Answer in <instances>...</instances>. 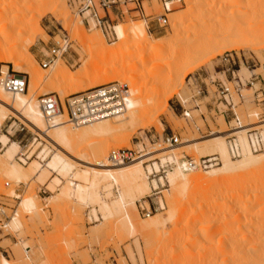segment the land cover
I'll use <instances>...</instances> for the list:
<instances>
[{
    "label": "rangeland",
    "instance_id": "374dc122",
    "mask_svg": "<svg viewBox=\"0 0 264 264\" xmlns=\"http://www.w3.org/2000/svg\"><path fill=\"white\" fill-rule=\"evenodd\" d=\"M134 1H137L143 11H148L150 15L142 16L129 11V9L134 8ZM165 1L120 0L115 6L120 5L117 10L122 11L123 16L117 18L111 15L114 32L116 31L115 26L118 24L130 26L143 21L141 24L145 25L146 32L142 38L145 45L143 49L141 47V52L139 54L132 51L126 52L127 55L123 59L125 61L121 65L117 64V67L115 64V71L110 74V77H118L113 81L126 82L130 89V95L131 91L134 93L133 95L138 94L135 93L137 92L134 90L135 86L132 87L138 81L142 85L139 96V113L150 107L151 112H148L152 114L148 113L146 116L152 117L150 119L143 116L142 120L140 119L133 128H129L125 132L124 137L117 134L108 141L100 142L109 163L112 162L108 159V154L113 149H131L137 152L138 157L149 151L154 152L158 149L171 147L162 142V137L170 134V132L178 134L182 143L207 137L214 131L227 130L228 127L223 117L215 114L212 110L211 97L215 88L210 84V78L225 82V77L220 72L222 68H225L221 58L225 53H233L235 58L238 57L239 64L237 63V66L241 68L239 76L242 79L247 80L251 70H254L255 74H260L264 79V36L261 34L264 30V0H234L231 2H227V0H174L169 10L164 7ZM191 5L197 6L192 11L193 13L188 12ZM205 8H208V11ZM253 8L256 9L257 13L252 10ZM55 9L56 14H51ZM248 12L252 13L248 14ZM160 15L166 16L167 25L160 26L156 22V17ZM176 18L177 20H175ZM178 18H181V23ZM171 20L178 21L181 26L172 29ZM256 20L255 26L246 29L245 25L248 26L252 21L255 23ZM38 26L43 30V33ZM243 27L246 30H243ZM239 29L241 30L239 31ZM242 31H245L246 34ZM234 32L236 34L242 33L248 38L240 40L243 45L241 48L238 47L241 46L239 42L237 44L231 40L235 36ZM71 34L80 37V40L97 38L100 35L104 40L105 48L108 50H114L121 42L117 39V32L114 39L108 40L100 29L92 26L88 29L81 23V18L76 15L74 9L67 5V0H0V52L5 48V45L9 46L12 42L19 44L13 50L15 52L31 45L28 50V57L21 60L25 66L24 70L19 73H26L29 79L45 82V90L36 95V102L37 98L43 94H56L60 100H63L66 96L76 92L75 90L81 92L90 89L88 82L91 79L88 82L77 84V86L69 84V86L66 85L68 87H61L59 82L56 84L57 81L51 78V74L48 73L49 68L43 70L39 65L48 54L49 49L56 46V43L61 44L63 40L68 41ZM253 36H256L257 39H254ZM72 38L68 41L67 52L58 57L70 73L77 75L81 73L80 67H82L85 59V63H87L90 56H88L89 50L85 49L78 39L73 36ZM135 41L133 36L129 37L127 43L131 49ZM249 44L254 49L251 47L249 49ZM155 45L160 48L155 47ZM128 53L130 54L128 55ZM132 53L134 54L132 55ZM134 59L137 61L139 75L137 80L123 79V72L126 71L127 73L132 70V68L127 70L128 61ZM111 65V62L98 61L91 68H88L89 70L87 69L84 75L93 78L97 71L112 69ZM0 66L12 68V65L3 61H0ZM174 72L177 73L178 80L183 79L182 89L179 88V93L186 100L185 104H182L176 96L168 99L167 103L165 102L174 90V87L168 88L169 76ZM195 75H199L200 80L208 85L209 97L203 98L201 95L197 102H192L191 97L196 92L194 84L188 80ZM57 88L61 92H57ZM50 90L52 91L50 92ZM30 92L31 90L28 89V93ZM157 100H162L161 104H157L158 106L155 104ZM183 109L190 113L191 119L186 120L183 117ZM257 111V107L249 100L236 109L243 123L256 122L254 113ZM153 117H156L157 120L155 125L151 124ZM61 120L65 121L69 127L73 126L68 122L66 116ZM112 121L114 120L112 119ZM3 136L20 146V153L15 160L22 166L24 173L30 172V164L33 161H37L41 165L40 174L19 182H15L13 178L7 176L5 170L0 167V204L7 206V208L4 207V211L10 217L9 222L17 213V219L20 221L19 228L11 227V229L7 226L6 229L0 231V257H5L12 264H217L222 256L218 258L211 254L214 253L213 247L219 244L222 235H227V238L237 236L236 238L240 239V235H246L245 233H247L245 238L248 235V237L251 236L250 238L247 237L248 242L251 238L253 241L251 240L248 245L245 244L247 239H243L244 236L242 235L243 243L241 244L239 241V244L247 245V248L250 245L254 246V249H258V251L253 249L252 253L262 255V259L264 258V210L260 211L259 209L264 204V198L260 201L263 202L260 206H257L260 202L253 205L255 208L250 209L252 213L250 210L249 212L245 210L247 214L242 208L239 210L230 207L236 201L240 203L241 199V202L245 200L244 196L241 197L237 194L234 196L232 193L234 189L230 187L232 184L209 187L207 193L205 190L202 192L201 188V190L188 188L185 195H176L164 179L166 173L173 166L161 174V167L165 164L162 165L160 159L152 154L143 164L151 190L135 202L134 208L127 209L135 226V234L130 235L122 222L121 213L113 211L111 215L104 217L98 205H86L75 199L68 200L62 197V191L70 185L71 181L66 178L67 176L64 177L47 168V162L53 159L56 152L52 148V143L44 135L34 134L26 124L12 115H8L0 126V153L4 150L1 143ZM49 152L51 154L45 159ZM176 153L180 159L183 156L194 159L200 157L193 151L184 148L177 150ZM261 153L264 151L254 154ZM20 159L25 162L19 161ZM231 160L237 161V159L232 158ZM129 163L131 162L125 164ZM154 163L158 164L159 171L157 173L153 171L152 174L147 173L146 168L153 166ZM217 167L214 166L205 171L214 170ZM198 171L200 172V170ZM160 178H163L164 182L160 181ZM153 182L157 184L156 189L151 188ZM5 183H9V186L5 187ZM20 183L23 184L21 188L18 186ZM74 183L81 184L82 182L75 180ZM218 186L220 187L218 188ZM16 191L21 193L19 200H13ZM101 195L109 203L111 199L116 197L117 189L113 187L110 196L103 191ZM27 198H34L37 204L32 211L23 208L22 201ZM235 209L236 211H234ZM231 210L234 213L239 212L238 214L241 216L245 212L243 218L252 214V219L249 220L246 217L248 220L246 221L241 216L240 219L236 213L237 218L234 216L235 223L232 221ZM147 212H151V214L146 215ZM168 216L170 220H167L163 229H157L155 225L151 224L153 217L165 219ZM220 219L224 223L221 231L214 234H212L213 232L210 233L209 238L205 234L204 236L203 232L206 231L207 222L220 221ZM237 219L241 221H237ZM236 227L239 228L240 232ZM231 231L232 233H230ZM249 232L251 233L249 234ZM233 233L240 235L235 236ZM227 241H225L226 244ZM248 242L246 241V243ZM261 263L264 264V261Z\"/></svg>",
    "mask_w": 264,
    "mask_h": 264
},
{
    "label": "bare ground",
    "instance_id": "6f19581e",
    "mask_svg": "<svg viewBox=\"0 0 264 264\" xmlns=\"http://www.w3.org/2000/svg\"><path fill=\"white\" fill-rule=\"evenodd\" d=\"M228 1L231 2L234 0H227V2ZM173 3H174V0H166L164 7L167 10H169ZM195 7L197 6L195 5L189 6L190 10L188 12L194 11ZM205 9L208 11V8H205ZM252 10L254 12L256 11V9L254 10V8ZM242 11L241 13H243ZM245 11H244V14L246 13ZM250 13L248 12V14ZM51 14L53 15L56 14V9L53 10ZM149 15L150 13L148 11H145V12L143 11L142 16H149ZM179 19L181 23L182 22L181 18H178V21ZM175 20H177V18ZM175 20L174 21L171 20L172 29H177L179 26H181V24ZM142 22L143 21H140L130 26L118 24L116 26V32L118 35L117 39L121 42L119 43L118 47L115 46L116 48H114V50L113 49L108 50L105 48L104 40L102 39L100 35L97 38H92V39L83 38L80 40V37L78 36L75 37L74 36L75 34L74 35L71 34L70 38H72L73 36L75 39H78L79 42L82 43V46L85 49L89 50L88 56H90V59L88 60L87 63H85L86 62V59H85V62H84L85 64L83 63L82 67H80L82 69L81 73L74 75L70 73L67 67L60 62V59H59L60 53H59V57L49 67L48 73H50L52 77L49 76L50 74L48 75V77H51L53 80H56L57 81L56 84L59 82L60 84L59 83L58 84L61 87H65L66 85L69 86V84H73L77 86V84L88 82L89 79H91V81L88 82L89 84L88 88H94V87L103 85L105 83L111 82L113 80H116L118 77L117 78H112V76L110 77V74L115 71L114 70L115 64H116L115 67H117V64L121 65L125 61V60L123 61V59L127 55L126 52L128 51H132L135 54L137 53L139 54V52H141L140 51L141 47L143 49V46L145 45V43L143 44L144 40L142 38L145 35L146 29H145V25L141 24ZM246 22H249V21H246ZM252 22L249 23L248 26L245 25L246 29L251 28L254 24L256 25L257 20L255 21V23H252ZM68 27L69 26L67 25V29ZM39 29L43 33V30L40 27ZM246 29L244 28L243 30H246ZM240 30L241 29H239V31ZM242 32L246 34L245 31H242ZM237 34L235 33V36L231 40L232 42L234 41L237 44L239 42V45L241 46H238V47L241 48L243 45L240 43V40L241 41L242 39L246 40L247 37L244 36V34L242 33H239L238 35ZM261 34L262 36H264V30H262ZM130 36H133V38L136 39L134 45H132L133 47L132 49L127 43ZM251 39L253 40V38ZM254 39H257V37L255 36ZM129 44L131 45V43ZM18 45L19 44L12 42L9 46L5 45V48L2 49V51L0 52V61L7 62L8 64L12 65V70L15 72H21L22 70H24L25 66L21 60L28 57V50L31 46V45L28 47L26 46L25 48H23L21 51H18V52L13 51L14 48L18 47ZM249 45H248V48L249 47L253 48L251 44ZM155 47L160 48L158 47V45H155ZM134 53H132V55ZM129 54L130 53H128V55ZM98 61L111 62L112 63L111 67L113 68L107 69L104 71H97L93 75V78L92 76L91 78H89V76L87 75L85 76L84 73L87 72V69L91 68L93 64H95ZM127 65H128L127 70L129 68H132V70L127 73L125 71L126 74L123 72L122 74L123 79L128 78V80L130 79V80L136 81L137 77L139 76L138 70H137V61H135V59L130 60V62L128 61ZM6 69L7 67H4V70ZM169 77L170 78H169L168 88L174 87V90L169 95L170 96L169 98H166V100L164 99L165 102L167 103L168 99L176 96L182 102V104H185L186 100L182 97L183 95L181 96V94L179 93L180 91L179 88L182 89L181 87L183 85V79L178 80L177 73L175 72L170 74ZM29 81L30 82L28 85L29 87L28 89L29 91L31 90L30 93H28V90H27V92L20 93V94H10L0 87V126L6 120L8 115H12L14 118L23 122V124H26L31 129V131L34 132V134L44 135L52 143V148L56 152V154L53 156V159L47 162L46 164L47 168L49 170L58 172L60 175L64 177L67 176L66 178H69L71 181L70 185L67 186L62 191L61 193L62 197L68 200L75 199L78 202L84 203L86 205H89V204L98 205L102 213V216L104 217L111 215L113 211L117 213L118 212L121 213L122 222L126 226V229L130 235L135 234V226L130 219L127 209L134 208L135 202L138 199H141L143 195L148 194L149 191L151 190L150 183L148 182L147 174L145 173L143 164L147 160V158L151 156L152 154L153 155L155 154L156 158L160 159V162L162 163V165L167 164V163L173 164V168L166 173L164 179L169 184V186L173 189V192H175L176 195L177 194L182 195V196L183 194L185 195V192L187 191L188 188H191V189L201 188L203 190L202 192L206 191L205 193H207L208 192L207 190L209 187L212 188L215 185H221V184L228 186L232 184L230 185V187L234 189L232 190L234 191L232 192L234 193V196L235 194L241 195V197L244 196L245 200L241 202L242 200L241 199L240 203L239 201L235 200L236 203H234V205L231 204L233 206H230V207L238 208L239 210L244 209L243 211L248 210L249 212L251 208L253 209L255 208L253 207L254 204H259L258 202L263 200L264 198V188H263L264 186L263 184L264 183V153L254 154L253 152H251L244 129H238L235 131V134L237 136V143L241 149V157L238 158L236 162L231 160L229 152H228V148L226 145L225 136L228 134V130L221 129V130L212 132L207 137H203L200 139H192V140L182 142L177 147L171 146L165 149H158L154 151L155 153L149 151L148 153H144L136 157L133 161H131V163L127 165L125 163H120V164L113 163L112 164L107 161L105 152L102 146L100 145V142L101 141L105 142L106 140L108 141L112 139V136L113 137L117 136V134H119L118 136L122 135L124 137L125 132L129 128H133L135 124H137L143 116L144 118L152 117L149 115L146 116V114L151 112L150 107H148L147 109H143L142 113H139V104H140L139 96L142 91V88H141L142 85L139 84L138 81L135 82V84H133L132 87L135 86L134 87L135 89L134 88L133 89L136 90L137 92L135 93H138V94L133 95L134 93H132L131 91V95H130V92H129L128 97L125 98V112L122 115L113 118L114 121H112V119H105V120L97 121V122L90 123L87 125H73L72 127H69L68 125L65 124L66 123L65 121L61 120V118L65 116H60L57 114L54 117H52L49 121L44 119V117L42 116L40 112L39 106H38V98L36 102V95L45 90L44 89L46 86L45 82H41V80H37V79H29ZM51 91L52 90H50V92ZM75 91L76 92H73L72 94L79 93L77 92V90ZM57 92H61V90H58L57 88ZM161 101L162 100L160 101L157 100L155 104L156 105L159 103L161 104ZM156 117L152 118L153 122L151 124L155 125L154 123L157 122ZM1 143H2V146L4 147V150L2 153H0V167L3 170H5L7 176L13 178L15 182L16 181L19 182L20 180L26 181L25 179L34 178L35 176L40 174L41 165L37 161L31 162L30 164L31 169L29 173L23 172L22 166L18 164L15 160L16 156L20 153V146L17 143L10 142L8 138L5 136L1 138ZM181 148L189 149L200 157L216 155L219 158L220 164L216 165L218 166L217 169L210 170V171H205L208 168L189 170V171L185 170L183 167L182 161H180V158H178L177 153H176V151ZM50 154H51L50 152L46 154L45 159ZM19 161L25 162L23 159H20ZM146 169L148 171L147 173L152 174L153 171L157 173L159 171V166L157 163H154L153 166H148ZM198 170H200V172ZM164 179L160 178V181L164 182ZM75 180L82 182L83 185L82 183L81 184L74 183ZM113 187H116L117 195L115 198L111 196L113 199H111V201L108 203L103 199L105 197H102L101 192L102 191L104 193L106 192L107 195L110 196L111 190L113 189ZM152 187L156 189L157 184L153 182L151 188ZM219 187L220 186H218V188ZM262 203L260 202V204L257 206H260ZM22 205L25 210L32 211L36 208L37 204L34 198H27L22 201ZM228 209L227 211H229ZM259 209L260 211L264 210V204L260 206ZM234 211H236V209ZM234 211L232 212L231 210V214L233 215L232 221H234L235 219L234 216L236 217V213H237V212L234 213ZM245 212L247 213V211ZM238 213H237V216L239 215L240 217L241 215ZM17 214H14L9 224H7V226H9L10 228L11 227L17 228L18 226L20 227L19 225L20 221L19 219H17L18 217ZM248 216L246 215L244 218L246 219L247 217L249 220L252 219V214L250 215L251 217L249 216L250 218ZM244 218L242 217V219ZM167 220H170L169 216L165 219L153 217L151 224L155 225L157 229L159 228L163 229ZM213 221L214 220H212V222L211 221L207 222L208 224H206V228H205L206 231L203 232V235L205 234L208 238L210 237L209 236L210 233L213 232L212 234H214V233L221 231V227L224 225L223 220L221 219L220 221H214V222ZM237 221H241V220L237 219ZM246 221L248 220L246 219ZM234 222L236 223V221ZM225 226L228 227L227 224H225ZM239 226L240 225H238V227ZM238 227L236 228L239 231ZM232 231L230 233H232ZM236 231L235 233H237ZM250 233L251 232H249V234ZM245 234L247 235V233ZM236 235H240V234L238 233V234H235V236ZM242 235L243 234L240 235L241 237L240 239L239 238L237 239L236 238L237 236L236 237L232 236V238H230L231 237L230 236L229 238H227V235L225 236L224 234L220 238V242L217 246L212 244L214 245L213 250L215 251L214 253H212L213 252L212 251L211 255L214 257L216 256L218 258L222 256V258H220L221 259L220 262H218L219 264H262L261 262L264 261L263 260L264 258L262 259L261 257L262 255L252 253L254 246L250 245L248 248L246 247L251 240L253 241V239L251 238V240L248 242L249 240L248 238H250L251 236L248 237L249 236L248 235L247 236L248 238L247 237L245 238L246 235H243L244 236L243 239H247L246 241L248 243H246L245 241V244L247 245H241L243 243ZM227 239L230 242H228ZM225 241H227V244ZM239 241L241 242V244H239ZM210 249L212 250V248ZM255 250L256 249H254V251ZM256 251H258V249ZM214 257L213 259L215 260ZM0 264H12V263L9 260H7L5 257L1 256Z\"/></svg>",
    "mask_w": 264,
    "mask_h": 264
},
{
    "label": "built area",
    "instance_id": "2783aa9c",
    "mask_svg": "<svg viewBox=\"0 0 264 264\" xmlns=\"http://www.w3.org/2000/svg\"><path fill=\"white\" fill-rule=\"evenodd\" d=\"M120 0H67V5L73 8L76 15L81 18L82 24L88 29L92 27L101 30L102 34L108 40L114 39V25L111 18L112 8ZM133 13L143 14V8L137 1ZM167 10V9H166ZM123 15V13H121ZM156 22L160 26L167 25L165 15L156 17ZM69 43L63 40L61 44L56 43L47 51V55L39 64L43 70H47L52 63L58 58L59 53L62 56L67 52ZM225 68L221 73L225 77V82L219 79H211L210 84L215 88L213 91L212 110L215 114L223 117L228 127V134L225 136L226 145L229 155L232 159L241 157V149L237 143L235 131L244 129L249 148L253 153L264 151V79L260 74H255L254 70L249 71L250 75L247 80L239 76L241 68L238 57L235 58L233 53H225L222 57ZM0 66V87L10 94H20L27 92L29 77L26 73L14 72L10 66L3 70ZM12 67V66H11ZM238 67V68H237ZM194 84L196 94L191 97L192 102H197L198 98L209 97L208 85L200 80L199 75L191 77L188 82ZM130 92L129 86L124 81H112L106 84L83 90L79 93L66 96L63 100L56 94L48 93L38 97V106L45 120L49 121L55 115L66 116L72 125H87L105 119H113L125 112V98ZM247 92V93H245ZM251 101L258 109L254 113L256 122L243 123L236 109L245 101ZM183 109L182 115L188 120L191 119L190 113ZM162 142L169 146H177L181 143L180 136L176 133L162 137ZM137 157V152L127 148L113 149L108 154V159L112 163L131 162ZM182 161L185 170H197L211 168L219 164V158L216 155L204 156L194 159L189 156H183ZM173 164H165L161 167V174L171 169ZM5 187L9 183L4 184ZM19 188L23 186L18 184ZM20 194L16 191L13 200H19ZM7 206L0 204V231L7 228L10 217L4 211ZM11 210L13 208H10ZM147 211V210H146ZM151 214L147 212L146 215Z\"/></svg>",
    "mask_w": 264,
    "mask_h": 264
},
{
    "label": "crops",
    "instance_id": "0c3cea01",
    "mask_svg": "<svg viewBox=\"0 0 264 264\" xmlns=\"http://www.w3.org/2000/svg\"><path fill=\"white\" fill-rule=\"evenodd\" d=\"M114 8H112V13H113V16H115V17H122L123 15L121 14L122 13V11L121 12H119L117 9H118V7H120V5L119 6H113ZM116 27V26H115ZM115 34H116V31H115Z\"/></svg>",
    "mask_w": 264,
    "mask_h": 264
}]
</instances>
